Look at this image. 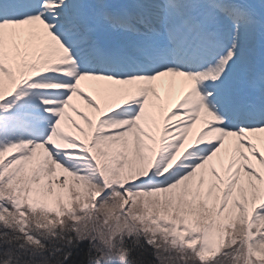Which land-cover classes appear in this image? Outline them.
Returning a JSON list of instances; mask_svg holds the SVG:
<instances>
[{
	"label": "snow or ice",
	"instance_id": "1",
	"mask_svg": "<svg viewBox=\"0 0 264 264\" xmlns=\"http://www.w3.org/2000/svg\"><path fill=\"white\" fill-rule=\"evenodd\" d=\"M98 211L141 225L106 261ZM241 259L264 264V0H0V264Z\"/></svg>",
	"mask_w": 264,
	"mask_h": 264
},
{
	"label": "trees",
	"instance_id": "2",
	"mask_svg": "<svg viewBox=\"0 0 264 264\" xmlns=\"http://www.w3.org/2000/svg\"><path fill=\"white\" fill-rule=\"evenodd\" d=\"M13 227H18L13 223ZM28 227L30 230L34 232H38L40 238L49 242L53 243L59 240L61 229L60 226L57 228H50L46 226L45 221L38 215L32 216L29 219ZM63 227V231L66 233L70 228L73 227L70 220H66ZM88 234L93 238L95 242V246L93 249V256L99 257L103 260H108L111 256L115 255L114 250L119 251L120 249V242L122 235L119 237H113L112 233L102 232L99 237L97 238L96 235L92 234L88 227H87ZM141 235H147L145 233H140ZM110 253L111 256H107Z\"/></svg>",
	"mask_w": 264,
	"mask_h": 264
},
{
	"label": "rangeland",
	"instance_id": "3",
	"mask_svg": "<svg viewBox=\"0 0 264 264\" xmlns=\"http://www.w3.org/2000/svg\"><path fill=\"white\" fill-rule=\"evenodd\" d=\"M98 213H100L99 218L102 220H105V213L103 211H98ZM109 221H110V224H112L113 222H117L115 220H109ZM128 223L129 222L127 221V224ZM139 226H141V225H139ZM156 240H157L161 250L164 252V255L167 256L166 250H170L172 248L170 240L166 241L163 237H161L159 235L156 237ZM118 252L119 251H116L117 254H118ZM105 261H106V259H105ZM165 264H169V262L167 260H165ZM226 264H229V262H226ZM233 264H243V260L241 259L240 261L233 262Z\"/></svg>",
	"mask_w": 264,
	"mask_h": 264
}]
</instances>
